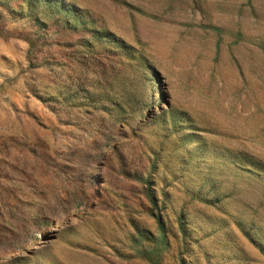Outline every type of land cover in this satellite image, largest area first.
<instances>
[{
	"label": "rangeland",
	"instance_id": "obj_1",
	"mask_svg": "<svg viewBox=\"0 0 264 264\" xmlns=\"http://www.w3.org/2000/svg\"><path fill=\"white\" fill-rule=\"evenodd\" d=\"M158 261L264 264V0H0V264Z\"/></svg>",
	"mask_w": 264,
	"mask_h": 264
},
{
	"label": "trees",
	"instance_id": "obj_2",
	"mask_svg": "<svg viewBox=\"0 0 264 264\" xmlns=\"http://www.w3.org/2000/svg\"><path fill=\"white\" fill-rule=\"evenodd\" d=\"M49 1V0H44ZM48 6H53L52 8H57L58 10H62L65 12V27L68 28H79L81 25L84 24V29L86 30L87 26H85V22H84V13L81 12L78 9L75 8H67L65 6L60 7L59 4H55L52 2H47ZM82 28V27H81ZM97 37L100 38H106L110 43L116 44L118 45L119 48H121L122 50H124L125 52H129V53H136L132 48H130L129 46L125 45L123 42L119 41L118 39L114 38L112 35L109 34H99V33H95ZM136 60L135 65H134V70L136 73L143 75L145 73V70L149 69V66L147 64V60L146 58H144L140 53H137L136 57L134 58ZM124 97L126 98H130L128 95L124 94ZM124 99V98H123ZM160 240L157 244L161 243L162 246L167 245V240L164 238L165 236V230H164V226L162 224H160ZM157 247V245H156ZM154 252L153 250H150L149 252L146 253V257H148L149 259L152 258V253ZM155 264H159V261L156 262Z\"/></svg>",
	"mask_w": 264,
	"mask_h": 264
}]
</instances>
